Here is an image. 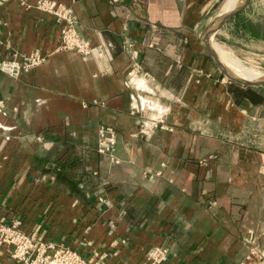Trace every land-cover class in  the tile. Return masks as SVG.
<instances>
[{
  "label": "crops",
  "instance_id": "0c3cea01",
  "mask_svg": "<svg viewBox=\"0 0 264 264\" xmlns=\"http://www.w3.org/2000/svg\"><path fill=\"white\" fill-rule=\"evenodd\" d=\"M36 1L0 0V62L43 57L0 70V224L89 264H146L153 246L168 248L162 264H255L264 149H247L264 95L235 94L198 46L224 0H52L73 9L88 56L60 49ZM159 112L172 131L137 135ZM101 126L118 163L96 152ZM0 264L18 263L0 247Z\"/></svg>",
  "mask_w": 264,
  "mask_h": 264
},
{
  "label": "built area",
  "instance_id": "2783aa9c",
  "mask_svg": "<svg viewBox=\"0 0 264 264\" xmlns=\"http://www.w3.org/2000/svg\"><path fill=\"white\" fill-rule=\"evenodd\" d=\"M110 1L118 3L120 0ZM35 7L42 12L53 15L56 22L60 24V49L76 52L82 56H88L94 52L90 43L79 36L78 23L70 6L52 0H37ZM149 46L152 47L153 45L150 44ZM138 55V51L134 50L132 53L133 65L128 72L129 77L136 76L140 71ZM42 61L41 52L34 51L30 55L20 58V60L0 62V70L17 77L21 71L29 72ZM2 109L3 104L0 100V114ZM163 116V113L159 112L156 117L141 122L137 126L136 134L147 137L156 130L171 132L172 127L165 122ZM116 137L117 133L111 127L101 126L98 129L96 152L101 156H108L113 163H118L115 158ZM98 200L102 202L103 198ZM0 247H5L11 259L18 264H89L77 252L62 244L47 243L26 234L21 230L19 220H12L9 224H0ZM167 256L168 248L153 246L146 253V264H162Z\"/></svg>",
  "mask_w": 264,
  "mask_h": 264
},
{
  "label": "rangeland",
  "instance_id": "374dc122",
  "mask_svg": "<svg viewBox=\"0 0 264 264\" xmlns=\"http://www.w3.org/2000/svg\"><path fill=\"white\" fill-rule=\"evenodd\" d=\"M225 2V0H224ZM224 2L219 7L217 13L220 12ZM218 15V14H217ZM216 18V17H215ZM213 21V19L211 20ZM199 41V40H198ZM212 44H216L217 46L223 48L225 51L229 52L230 55L240 62L243 66L251 69H255L254 71L259 72L261 75L264 74V0H251L250 3L245 7V9L237 15L235 19L228 22L225 26L222 27L221 31L215 34L212 38ZM198 46L201 48V55L204 60L207 62H211L214 68L219 72L216 66L213 64L205 46L203 43L199 41ZM220 73V72H219ZM221 79L225 81V84L232 88L235 94L242 90L243 92L251 91L240 89V87H236L233 83H230L222 74ZM261 93L264 94V89H260ZM263 123H255L252 122L250 124L251 129H255L254 131L250 130L251 134V142L253 147L247 150H250L254 153L262 154V137L257 138L260 134L262 135ZM255 135V136H254ZM255 140H258L259 143H256ZM256 141V142H258ZM255 147V148H254ZM252 183L258 185L259 195L258 201H260V205L262 206V183L264 185V181L262 179V174L260 177L256 176ZM256 207L258 206V202L256 201ZM264 206V203H263ZM262 213V222L263 225L260 228H257V232L253 230L250 232L251 236V247L252 252H255L256 256L255 264H264V207ZM259 231H261V236L258 239ZM255 235L257 237H255Z\"/></svg>",
  "mask_w": 264,
  "mask_h": 264
},
{
  "label": "water",
  "instance_id": "95a60500",
  "mask_svg": "<svg viewBox=\"0 0 264 264\" xmlns=\"http://www.w3.org/2000/svg\"><path fill=\"white\" fill-rule=\"evenodd\" d=\"M251 0H242L238 6H236L232 11H230L221 21H217L216 18L213 19L201 32L198 39L205 46L213 64L219 70V72L237 87L242 89L251 91V92H259L260 89H264V80L257 82H249L244 81L238 77H236L232 72H230L220 61L216 53L212 48V38L221 31L222 27L225 26L228 22L232 21L239 15L245 7L250 3ZM262 94V93H261ZM264 95V94H262Z\"/></svg>",
  "mask_w": 264,
  "mask_h": 264
},
{
  "label": "bare ground",
  "instance_id": "6f19581e",
  "mask_svg": "<svg viewBox=\"0 0 264 264\" xmlns=\"http://www.w3.org/2000/svg\"><path fill=\"white\" fill-rule=\"evenodd\" d=\"M242 0H225L219 16L216 17V20L221 21L230 11H232L236 6L241 3ZM212 48L223 65L232 72L236 77L249 82H257L264 80V74L261 75L259 72L254 71L251 68L243 66L240 62L235 60L229 52L225 51L223 48L212 44Z\"/></svg>",
  "mask_w": 264,
  "mask_h": 264
}]
</instances>
